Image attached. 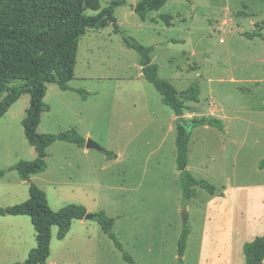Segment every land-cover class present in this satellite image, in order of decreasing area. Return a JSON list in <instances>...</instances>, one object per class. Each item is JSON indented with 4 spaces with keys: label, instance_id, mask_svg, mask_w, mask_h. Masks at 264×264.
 Segmentation results:
<instances>
[{
    "label": "rangeland",
    "instance_id": "1",
    "mask_svg": "<svg viewBox=\"0 0 264 264\" xmlns=\"http://www.w3.org/2000/svg\"><path fill=\"white\" fill-rule=\"evenodd\" d=\"M114 1L115 22L88 29L78 42L68 84L87 95L48 84L50 111L37 127L38 133L74 128L103 150L83 155L77 145L55 141L46 149V169L21 180L10 167L36 157L23 132L30 97L22 94L0 118V207L26 200L33 183L52 210L81 204L87 213L104 211L136 264H197L206 212L215 216L211 235L227 229L264 235V0H167L145 20L133 11L138 0H99L98 10L84 14L93 16ZM161 14L170 16V24ZM257 29L261 36L245 34ZM125 39L151 47L158 76L177 92L197 85L198 99L185 102L183 116L223 123L221 129H187L186 169L215 186L213 195L194 186L184 199L176 121L169 129L172 110L144 79L139 54ZM104 150L117 153V160ZM184 214L189 231L180 257ZM56 232L53 226L46 264H129L95 218L72 221L62 239ZM35 246L28 216L0 215V264L22 262Z\"/></svg>",
    "mask_w": 264,
    "mask_h": 264
},
{
    "label": "trees",
    "instance_id": "2",
    "mask_svg": "<svg viewBox=\"0 0 264 264\" xmlns=\"http://www.w3.org/2000/svg\"><path fill=\"white\" fill-rule=\"evenodd\" d=\"M99 0H0V118L9 107L24 93L29 94V106L22 120L24 136L35 150L32 160H21L10 167L21 180H30L34 174L44 171L46 149L55 141H64L83 147L85 138L70 128L56 133H38L37 127L41 115L49 111L44 101L48 84H55L61 90H72L69 81L74 77L78 42L88 29L101 28L115 22L114 7L117 2L101 9L93 16L84 14L86 9L98 10ZM167 0H138L133 11L145 20L148 12L159 9ZM166 24L170 16L161 14ZM264 27V18L259 29ZM248 37L261 36L257 29L245 33ZM125 44L139 54V63L144 79L150 82L160 94L161 100L168 105L176 116H182L187 109L186 101L198 99L197 85L177 92L175 87L157 74V65L152 62L151 47L134 40L125 39ZM83 98L87 93L73 89ZM191 126L208 125L221 129L223 123L216 117L202 116L188 119ZM176 135V163L181 176L182 193L185 200L192 197L194 186L215 192V186L205 179L193 177L186 169L189 132L179 123ZM108 157L115 153L104 150ZM264 166V160L259 163ZM87 213L81 204H67L52 210L45 193L35 184L28 187V198L20 203L0 207V215H26L30 218L35 231L36 246L28 252L22 262L13 264H46L50 251L51 228H57L56 237L62 239L68 232L72 221L81 220ZM102 231L121 251L122 257L129 264H136L134 259L122 247L112 231L114 219L104 211L94 213ZM184 214V227L178 240V255L181 257L186 247L188 226ZM246 264H264V235L256 236L243 244Z\"/></svg>",
    "mask_w": 264,
    "mask_h": 264
},
{
    "label": "crops",
    "instance_id": "3",
    "mask_svg": "<svg viewBox=\"0 0 264 264\" xmlns=\"http://www.w3.org/2000/svg\"><path fill=\"white\" fill-rule=\"evenodd\" d=\"M62 91H68V90H62ZM70 91L75 92L73 88ZM49 111H50V108H49ZM176 117L177 116L172 111L169 117L170 118L169 129H172V127H174L173 123ZM77 147L80 149V152L83 155H88L90 153L89 152L90 148H86L85 145L83 147H80V146H77ZM115 155L116 156L114 157L115 158L114 160H117L118 154L115 153ZM193 194L194 192L192 190V196ZM210 195H213V194H210ZM215 198L216 196L212 200L206 201V207L209 206L206 208V211H208V209L210 208V204L213 205L217 202V200H214ZM227 211H230V208H228ZM214 219H215V216L209 215L207 212L205 213L203 229H202V233L200 236L199 246H198V251H197L198 252L197 264H243V263L246 264L245 259H244V254L243 255L241 254L243 252V244L245 242H249L253 240L256 237L257 233H255L254 231H252L253 233L243 231L241 235H239L237 232L235 233V235H233V233H229L232 230L227 229L226 231H222L221 233L220 231H215V234L211 235L208 230L209 228H211V224ZM254 219L255 218L253 216H251V218L249 217V219L247 220V223L250 224L251 221ZM242 220H244V216ZM248 228L250 229V227ZM236 236L238 237L234 239Z\"/></svg>",
    "mask_w": 264,
    "mask_h": 264
},
{
    "label": "water",
    "instance_id": "4",
    "mask_svg": "<svg viewBox=\"0 0 264 264\" xmlns=\"http://www.w3.org/2000/svg\"><path fill=\"white\" fill-rule=\"evenodd\" d=\"M175 121H176V123H179L182 126H184L186 129H188L191 126V123L189 122L188 118H186L185 116H177L175 118ZM85 147L103 150V148L101 146H99L98 144L93 142L91 139H87L85 141ZM92 218H94V214L86 213L83 219H92Z\"/></svg>",
    "mask_w": 264,
    "mask_h": 264
}]
</instances>
